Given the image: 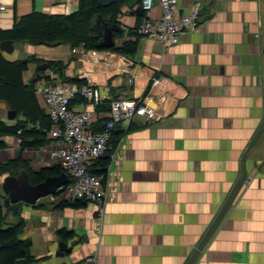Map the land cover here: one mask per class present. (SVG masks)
Returning <instances> with one entry per match:
<instances>
[{
    "label": "crops",
    "instance_id": "1",
    "mask_svg": "<svg viewBox=\"0 0 264 264\" xmlns=\"http://www.w3.org/2000/svg\"><path fill=\"white\" fill-rule=\"evenodd\" d=\"M80 1L0 0L5 5L0 29H11L32 12L75 13ZM195 4L199 28L166 51L154 38L140 36L133 57L109 49L73 52L69 43L15 42L12 53L4 52L11 61L62 63L59 75L79 86L92 85L104 96L101 105L150 93L162 115L149 124L139 116L118 123L116 130L124 134L110 146L103 216L93 202L58 203L50 195L19 204L26 222L22 238L33 243L34 264H80L91 255L98 264H186L219 214L264 119V0H178V13ZM132 10L126 5L117 16L128 35L121 42L124 35L118 37L117 46L133 38L128 32L145 17L162 14L158 3L143 14ZM37 69L36 61L29 62L25 82L37 76ZM154 78L160 81L151 86ZM73 99V107L82 109L84 98L76 94ZM9 109L0 101V120L14 123ZM5 140L9 145L0 149V163L18 155V138ZM263 146L264 134L248 153L247 181L194 264H264ZM23 156L36 171L53 166L43 146L28 147ZM5 197L0 196L1 203ZM59 230L75 233L64 240L73 247L64 256L57 255L63 240Z\"/></svg>",
    "mask_w": 264,
    "mask_h": 264
},
{
    "label": "trees",
    "instance_id": "2",
    "mask_svg": "<svg viewBox=\"0 0 264 264\" xmlns=\"http://www.w3.org/2000/svg\"><path fill=\"white\" fill-rule=\"evenodd\" d=\"M129 1L118 0L108 7H103L98 5L100 0H81L78 11L69 15H47L41 12H32L23 16L11 29H0V43L3 40H11L13 43L27 42L33 45L44 44L53 47L69 43L73 47L83 45L86 50H105L97 47L102 41L101 33L109 26L113 32L114 40L124 35V30L117 22V16ZM141 1L139 0V3ZM136 28L128 32L133 36L131 40L125 41L121 46L115 44L109 50L133 57L138 49L137 38L141 36ZM32 61H36L38 65L44 63V61L34 58H29L27 61H11L0 49V101L7 103L10 109L17 112L14 123L0 120V149H5L9 145L4 139L6 136L20 139L16 158L0 163V177L4 175L18 176L21 172H26L29 181L32 184H38L49 177L59 176L64 172L67 174L57 164L36 171L23 156L24 150L28 147L50 144L43 128L49 127L52 121L46 114L45 107L40 104L34 86L37 80L46 76L45 73L48 69L54 74L63 75L64 66L57 61H47V69L38 68L37 76L32 81L25 82L24 72L28 69L29 62ZM79 98L81 99V97ZM73 100L70 103L71 107H73ZM97 108L109 111L110 103L99 104ZM37 124L40 125V128L33 127ZM104 126L105 122L101 121L94 128L100 130ZM123 134L122 130H114L106 152L89 166L90 172L106 175L107 167L111 162L110 146L112 143L117 144ZM68 177L69 179L64 185L73 182V179ZM79 201L85 202L84 200ZM22 203V201L12 203L8 196L5 197L3 203L0 202V264H30L37 261L32 253V241L22 238L26 226V222L21 216L20 207H18ZM58 233L63 240H68L75 234L68 230H59Z\"/></svg>",
    "mask_w": 264,
    "mask_h": 264
},
{
    "label": "built area",
    "instance_id": "3",
    "mask_svg": "<svg viewBox=\"0 0 264 264\" xmlns=\"http://www.w3.org/2000/svg\"><path fill=\"white\" fill-rule=\"evenodd\" d=\"M156 3L162 8L160 17H145L136 30L141 36L154 38L163 51L177 44L186 33L199 28V4H195L189 12L179 14L178 0L141 1L145 12L152 11ZM3 9L5 5L0 4V10ZM127 36L125 33L120 42ZM80 51H85L83 45L73 47V52ZM45 74L46 76L37 80L34 86L36 93L44 100L46 114L52 121L49 127L43 128L50 140V146H43V150L48 152L53 165L61 166L73 179L72 183L59 187L51 194V199L58 203L73 202L77 199L93 202L98 205L99 214L103 216L107 199L105 176L90 172L89 166L104 155L119 122L129 123L139 116L144 118L145 124H149L160 120L162 115L153 107L150 93L138 99H113L109 111H98L97 106L104 96L92 85L79 86L51 71ZM159 81L154 78L151 86H155ZM129 82H132V78ZM76 94L84 98L82 109H75L70 105ZM162 99L163 96L160 97V100ZM99 121L105 122V126L97 130L94 124ZM33 127L40 128V125ZM18 140L20 143V139ZM80 264H98V258L91 255Z\"/></svg>",
    "mask_w": 264,
    "mask_h": 264
},
{
    "label": "water",
    "instance_id": "4",
    "mask_svg": "<svg viewBox=\"0 0 264 264\" xmlns=\"http://www.w3.org/2000/svg\"><path fill=\"white\" fill-rule=\"evenodd\" d=\"M117 1L118 0H100L98 5L103 7H108L113 3H116ZM126 5L131 9L133 8L132 14L144 13L143 7L139 3V0H130L129 2H127ZM101 34H102V41L99 42L97 47L104 48L106 50L115 45V40L113 38V32L111 30V27L107 26L105 29H103V32ZM0 49L5 53H12L14 50L13 41L3 40L0 43ZM24 61L27 60L25 59ZM47 67H48L47 62L38 65L39 69H47ZM16 117H17V112L15 110L9 109L8 119L15 120ZM263 134H264V119L261 125L259 126V128L257 129V131L255 132L252 140L248 144L246 150L243 153L242 156L243 172L241 178L235 184L226 202L223 204L219 214L217 215L211 226L208 228L207 232L203 236L202 240L200 241L197 248L195 249V251L193 252V254L191 255V257L189 258L186 264H194L196 262L200 254L208 245L212 236L215 234V232L217 231V229L220 227L221 223L225 219L240 189L242 188L243 184L247 181L249 177V173L247 170L248 153L256 146L260 138H262ZM262 155L264 157V146L262 148ZM68 179H69L68 175L64 172L59 176L49 177L45 181L40 182L38 184H32L28 179L27 173L21 172L18 176L7 175L3 179L2 189L4 193L9 196V199L12 203L23 201L25 203L35 204L40 198L54 194L59 187L63 186L68 181ZM72 250L73 247H69L67 242L62 240L61 243L59 244V250L57 252V255L64 256L66 252H71ZM30 264H34V263H30Z\"/></svg>",
    "mask_w": 264,
    "mask_h": 264
},
{
    "label": "rangeland",
    "instance_id": "5",
    "mask_svg": "<svg viewBox=\"0 0 264 264\" xmlns=\"http://www.w3.org/2000/svg\"><path fill=\"white\" fill-rule=\"evenodd\" d=\"M19 151V150H18ZM1 178V177H0ZM0 196H2V195H4V196H7L4 192H3V190H2V188H1V190H0Z\"/></svg>",
    "mask_w": 264,
    "mask_h": 264
}]
</instances>
